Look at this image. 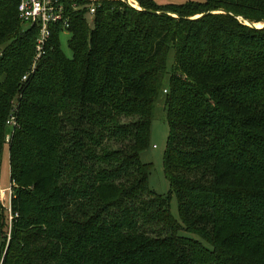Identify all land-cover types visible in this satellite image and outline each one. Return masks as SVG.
<instances>
[{
    "label": "trees",
    "instance_id": "trees-1",
    "mask_svg": "<svg viewBox=\"0 0 264 264\" xmlns=\"http://www.w3.org/2000/svg\"><path fill=\"white\" fill-rule=\"evenodd\" d=\"M137 2L96 1L90 23L65 0L73 56L56 25L32 70L38 28L0 0V264H264V26L245 23L264 0ZM161 91L181 221L141 158Z\"/></svg>",
    "mask_w": 264,
    "mask_h": 264
},
{
    "label": "rangeland",
    "instance_id": "rangeland-1",
    "mask_svg": "<svg viewBox=\"0 0 264 264\" xmlns=\"http://www.w3.org/2000/svg\"><path fill=\"white\" fill-rule=\"evenodd\" d=\"M128 1H130L132 5L139 8V4L137 0H128ZM155 1L160 4H166V3H184L190 0H155ZM193 1H204V0H193ZM214 12H218V11H214ZM89 22L92 23L91 17H89ZM255 24L259 26L263 23L259 22ZM70 37L71 34L68 31H62L60 33L61 49L67 57L73 56V52L68 44ZM173 63H174V51L172 50L169 53V57H168L169 71ZM168 79H169V75H168ZM166 83L168 85L167 78H166ZM165 97H166L165 92L161 91L157 98L154 108V118H153L152 133H151V146L141 153V158L144 162H148L152 164V170L149 178L150 187L156 193L163 195H171L170 197L171 213L178 221H181L179 214L178 198L176 194L170 193V189H171L170 182L166 177L164 170V153L167 147V140L169 135V125L167 122ZM14 106L16 107V103ZM8 125L11 128L16 126V125H11L10 123H8ZM13 129H10L6 135L7 144L5 145L2 160L0 163V203L3 207L2 210L5 211V215L7 218V242L9 241L11 235L12 219L13 217H15V215H13L12 213V198L14 193V185H12L13 183H11V178H10V157H9V145H8L9 140L12 136ZM180 234L199 239L205 245L210 246L204 239H202L196 233L188 232L183 229L181 230Z\"/></svg>",
    "mask_w": 264,
    "mask_h": 264
},
{
    "label": "built area",
    "instance_id": "built-area-1",
    "mask_svg": "<svg viewBox=\"0 0 264 264\" xmlns=\"http://www.w3.org/2000/svg\"><path fill=\"white\" fill-rule=\"evenodd\" d=\"M90 1L92 3L88 14L92 19L95 13V1L99 0ZM74 7H78L77 4H74ZM18 13L21 22L26 27L36 26L38 28L36 53L32 64V70H34L46 53V45L52 36L53 27L60 24L62 30L67 31L70 26V17L66 13L65 0H19ZM26 78L27 75L23 79L26 80ZM8 123L16 125L15 116H11Z\"/></svg>",
    "mask_w": 264,
    "mask_h": 264
},
{
    "label": "water",
    "instance_id": "water-1",
    "mask_svg": "<svg viewBox=\"0 0 264 264\" xmlns=\"http://www.w3.org/2000/svg\"><path fill=\"white\" fill-rule=\"evenodd\" d=\"M124 1H126V2H128L130 5H132V3H131L130 1H128V0H124ZM216 11H218V12H225L224 10H216ZM245 23L248 24V25H250V26H254V27H263V26H264V23L261 24L260 26H257V24L252 23V22H250L249 20H246Z\"/></svg>",
    "mask_w": 264,
    "mask_h": 264
},
{
    "label": "bare ground",
    "instance_id": "bare-ground-1",
    "mask_svg": "<svg viewBox=\"0 0 264 264\" xmlns=\"http://www.w3.org/2000/svg\"><path fill=\"white\" fill-rule=\"evenodd\" d=\"M260 26V25H259Z\"/></svg>",
    "mask_w": 264,
    "mask_h": 264
}]
</instances>
